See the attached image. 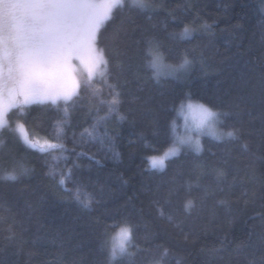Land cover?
<instances>
[{
	"label": "trees",
	"instance_id": "obj_1",
	"mask_svg": "<svg viewBox=\"0 0 264 264\" xmlns=\"http://www.w3.org/2000/svg\"><path fill=\"white\" fill-rule=\"evenodd\" d=\"M147 2L151 9L132 7L126 0L124 9L114 10V19L98 34V47L111 60L109 82L117 84L121 93L117 112L97 123L95 115L86 113L90 94L86 90L69 107L60 140L55 139V122L65 115L63 105L26 109L30 135L52 137L65 149L40 153L28 149L11 131L0 135L4 141L0 154L11 151L32 170L16 181L0 180V264H132L130 258L111 257L110 242L119 228L106 227L125 219L141 248L156 256L168 250L163 264H260L264 256V0ZM205 23L211 28L203 29ZM185 25H195L197 31L182 36ZM149 41L158 44L169 65H180L187 57L191 66L185 81L153 77ZM93 86L110 99V90L100 78ZM186 101L227 113L219 126L224 131L239 129L238 139L205 138L201 153L183 150L166 162L165 169H150L147 157L163 155L174 145L173 126ZM16 111L10 114L13 127ZM104 114L102 109L99 116ZM93 126L95 139L85 132ZM80 152L94 154L95 160L78 156ZM50 166L57 169L55 179L48 175ZM69 168L72 179L66 187L79 184L86 189L82 198L91 193L97 201L91 209L82 208L57 183L59 172ZM217 168L226 175L218 179ZM11 170L10 164L0 163V177ZM169 189L173 194L167 210L179 228L159 219L151 203ZM186 196L193 198L191 211L183 208ZM221 199L230 203L219 204ZM9 227L16 234L13 239L6 238ZM149 258L141 254L135 264H146Z\"/></svg>",
	"mask_w": 264,
	"mask_h": 264
},
{
	"label": "snow or ice",
	"instance_id": "obj_2",
	"mask_svg": "<svg viewBox=\"0 0 264 264\" xmlns=\"http://www.w3.org/2000/svg\"><path fill=\"white\" fill-rule=\"evenodd\" d=\"M125 6L126 0H0V135L5 131H11L18 134L16 138L28 149L47 153L49 150L65 149V145L62 142H53L52 137L46 136L41 139L30 135L26 123L30 115V112L26 111L28 106L50 103L59 109L63 105L65 115L55 122L57 140L64 134L69 107L81 100L86 90H90V94L86 98L85 110L88 115L96 116L97 123L106 121L110 114L118 111L122 103L121 93L117 90V84L109 82L111 60L105 49L98 47V34L106 22L114 19V10H123ZM131 6L145 9L152 5L147 0H131ZM201 27L208 30L211 25L205 23ZM196 31L195 25H185L180 35L188 36L189 33ZM157 49L158 44L149 41L148 55L151 56L149 66L154 70L153 77L159 79L157 70L161 66L163 56ZM189 63L185 57L182 64L170 67L178 71ZM97 77L110 90V99H104L100 94L101 89L93 86ZM187 108L190 112L198 114L194 123L197 135L182 136L178 140V145L169 148L163 155L147 157L153 168L165 169V160L168 157L179 156L182 145H190L197 154L201 153L203 145L200 135H209L216 140L238 139L239 129L227 132L218 129V125L223 122L221 117L228 115L227 113L214 110L205 104L193 105L191 102L187 104ZM102 109L105 110V114L100 117L99 112ZM13 110H18L15 113V127L10 124V114ZM33 119L38 120L39 117ZM94 131L95 126L92 131L85 129L92 139H95ZM3 143L4 141L0 140V146ZM77 155L83 156L88 153L80 152ZM88 158L95 160V155H88ZM0 163L10 164L12 169L0 177L3 181H16L19 175H27L32 171L11 151L0 154ZM96 163L99 164L100 161L96 160ZM73 167L79 165L74 163ZM214 171L218 179L226 175L223 168ZM48 175L55 179L57 169L50 166ZM71 179L72 169L69 168L59 172L57 183L64 187L65 191L72 193V198L82 208L91 209L93 203L97 201H94L91 193H86L82 198L81 192H86V189H82L79 184L74 189L67 188L66 185ZM172 194V189H169L165 197L153 199L151 203L159 219L167 221L174 228H179L180 223L175 222L173 214L167 210L171 204ZM250 196L254 198L256 192L252 191ZM218 203L228 205L230 202L221 199ZM244 203H249V200H245ZM194 206L193 198L186 196L183 202L184 210L191 211ZM106 227L119 228L111 248L113 259L117 256L127 257L135 264L136 257L148 254L150 258L146 264H163L168 250L165 249L160 256H156L151 254L150 249L141 248L134 242V228L129 226L127 219ZM8 231L10 235L6 238H15L16 234L11 227ZM184 239L188 240L187 235ZM260 264H264V256L261 257Z\"/></svg>",
	"mask_w": 264,
	"mask_h": 264
},
{
	"label": "rangeland",
	"instance_id": "obj_3",
	"mask_svg": "<svg viewBox=\"0 0 264 264\" xmlns=\"http://www.w3.org/2000/svg\"><path fill=\"white\" fill-rule=\"evenodd\" d=\"M131 1V0H130ZM145 9H151V7H148V8H145ZM159 52V48L157 49ZM161 53V52H160ZM162 54V53H161ZM163 56V54H162ZM172 65H169L165 59H164V56H163V60H162V63H161V66L159 67V69L157 70L158 71V74H159V78H173V79H177L179 81H185L187 79V75L189 73V69H190V66H191V63H189L187 66H185L183 69H180L178 71L174 70L173 67H170ZM99 78V77H97ZM191 102L193 105H197V103H194L192 101H186L183 105V111H180L178 112V121H176V123L174 124L173 126V134H174V139H175V143L172 147H176L178 145V140L180 137H187L189 135L195 137L197 135V133L195 132L194 130V123L196 121V119L198 118V114L195 113V112H190L187 108V104ZM218 129L222 132H227V131H224L220 128V126L218 125ZM18 136V134H17ZM200 141H202L203 139L207 138V139H212V140H215V141H225V140H230V138H225L223 140H216V139H213L211 136L209 135H200ZM22 142V141H21ZM26 146V145H25ZM27 147V146H26ZM170 147V148H172ZM183 150H191V151H194L192 149V147L190 145H182L180 146V153L183 151ZM195 152V151H194ZM176 156H172V157H168L166 160H165V164L166 162L169 160V159H172ZM149 167L150 169H153V170H159L161 171L160 169L158 168H153L151 166V162L149 160ZM117 234V233H116ZM116 234L114 235V237H116ZM113 237V238H114ZM111 239V242H110V250L112 248V245L114 243V239ZM130 250V249H129ZM117 257H120V256H117ZM116 257V258H117Z\"/></svg>",
	"mask_w": 264,
	"mask_h": 264
}]
</instances>
